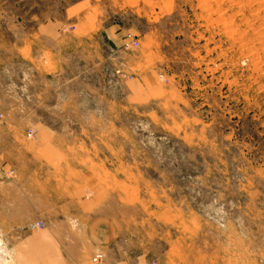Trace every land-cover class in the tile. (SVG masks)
<instances>
[{
	"label": "rangeland",
	"instance_id": "rangeland-1",
	"mask_svg": "<svg viewBox=\"0 0 264 264\" xmlns=\"http://www.w3.org/2000/svg\"><path fill=\"white\" fill-rule=\"evenodd\" d=\"M260 1L0 0L6 264H264Z\"/></svg>",
	"mask_w": 264,
	"mask_h": 264
},
{
	"label": "crops",
	"instance_id": "crops-1",
	"mask_svg": "<svg viewBox=\"0 0 264 264\" xmlns=\"http://www.w3.org/2000/svg\"><path fill=\"white\" fill-rule=\"evenodd\" d=\"M82 206H83V210L80 209L78 205H75V199H74L72 202L68 203L67 205L68 215L69 216L73 215L74 217L84 215V217L89 216V218H91L92 214L89 211L90 209L86 210V207L88 206L92 207L91 199L89 198L83 199ZM87 211H89L88 214ZM29 215H32V213ZM93 218H95V215L93 216ZM102 225L104 224L98 225L97 222L92 223L90 228H88L89 234L90 232L92 233V231L93 234H98L97 231H99V233L102 234L103 231ZM93 239H92V248L93 249L102 248L100 251L104 252L103 255L102 253H98L97 257L94 258V261H97L98 264H148L147 262H144L142 258H139L137 255H135V252L130 246H123L117 241L112 243V242H104L98 238L96 239L93 238Z\"/></svg>",
	"mask_w": 264,
	"mask_h": 264
},
{
	"label": "bare ground",
	"instance_id": "bare-ground-1",
	"mask_svg": "<svg viewBox=\"0 0 264 264\" xmlns=\"http://www.w3.org/2000/svg\"><path fill=\"white\" fill-rule=\"evenodd\" d=\"M249 2H251V1H249ZM260 2H262V0L260 1ZM259 2V3H260ZM209 4V3H208ZM259 5H261V3L259 4ZM258 5V6H259ZM263 6V5H262ZM204 7V6H203ZM261 7V6H260ZM264 7V6H263ZM211 9H212V7H211ZM210 9V10H211ZM260 9V8H259ZM255 10V9H254ZM207 11V10H206ZM220 12V11H219ZM218 12V13H219ZM259 15V14H258ZM222 17V16H221ZM261 17V16H260ZM225 18V17H224ZM232 18V17H231ZM229 19V18H228ZM218 20H220V19H218ZM225 20V19H224ZM217 22V21H216ZM237 24V23H236ZM231 25V24H230ZM248 25V24H247ZM226 26V25H225ZM249 26V25H248ZM257 27V26H256ZM235 31V30H234ZM240 31V30H239ZM263 31V30H262ZM228 32V31H227ZM259 33V32H258ZM264 33V32H263ZM236 38V37H235ZM242 39V38H241ZM246 41V40H245ZM247 42V41H246ZM245 45V43H243V46ZM257 48V47H256ZM250 53V52H249ZM253 60V59H252ZM31 223V222H30ZM27 227V226H26ZM14 255H13V253H11V255H10V253H9V251L7 250V248L5 247V245H3L1 242H0V264H6V263H9V262H12L13 261V263H14Z\"/></svg>",
	"mask_w": 264,
	"mask_h": 264
},
{
	"label": "built area",
	"instance_id": "built-area-1",
	"mask_svg": "<svg viewBox=\"0 0 264 264\" xmlns=\"http://www.w3.org/2000/svg\"><path fill=\"white\" fill-rule=\"evenodd\" d=\"M41 224H43V223H41Z\"/></svg>",
	"mask_w": 264,
	"mask_h": 264
}]
</instances>
